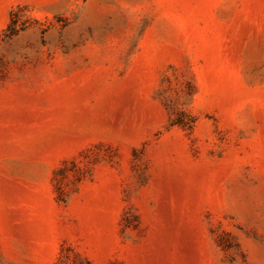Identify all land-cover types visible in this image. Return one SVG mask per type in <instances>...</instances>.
I'll list each match as a JSON object with an SVG mask.
<instances>
[{
    "label": "rangeland",
    "instance_id": "1",
    "mask_svg": "<svg viewBox=\"0 0 264 264\" xmlns=\"http://www.w3.org/2000/svg\"><path fill=\"white\" fill-rule=\"evenodd\" d=\"M0 264H264V0H0Z\"/></svg>",
    "mask_w": 264,
    "mask_h": 264
}]
</instances>
